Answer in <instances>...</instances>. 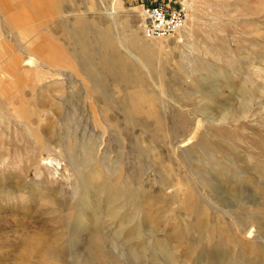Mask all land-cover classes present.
Wrapping results in <instances>:
<instances>
[{
    "label": "rangeland",
    "instance_id": "1",
    "mask_svg": "<svg viewBox=\"0 0 264 264\" xmlns=\"http://www.w3.org/2000/svg\"><path fill=\"white\" fill-rule=\"evenodd\" d=\"M262 1L0 0V264H264Z\"/></svg>",
    "mask_w": 264,
    "mask_h": 264
},
{
    "label": "built area",
    "instance_id": "2",
    "mask_svg": "<svg viewBox=\"0 0 264 264\" xmlns=\"http://www.w3.org/2000/svg\"><path fill=\"white\" fill-rule=\"evenodd\" d=\"M186 21L184 9H171L166 4H151L142 10V34L148 40L171 38Z\"/></svg>",
    "mask_w": 264,
    "mask_h": 264
},
{
    "label": "bare ground",
    "instance_id": "3",
    "mask_svg": "<svg viewBox=\"0 0 264 264\" xmlns=\"http://www.w3.org/2000/svg\"><path fill=\"white\" fill-rule=\"evenodd\" d=\"M261 1V0H260ZM262 2H264V1H262ZM253 5V4H252ZM264 4H262V6H263ZM253 7V6H252ZM261 7V6H260ZM189 8V7H188ZM247 8V7H246ZM264 10V9H263ZM263 10H261V11H263ZM260 11V10H259ZM187 17V16H186ZM184 26H185V24H184ZM184 26H183V28H184ZM182 28V29H183ZM181 29V30H182ZM179 34H181V31H179ZM227 115V114H226ZM226 115L224 114V115H222V118H220L221 120H226V119H228L227 117H226ZM109 214V213H108ZM79 219H78V216H76L75 218H74V221H75V223H73V225L72 226H70V228H71V231H70V233L68 234V237H69V239L70 240H75V242L77 241V243H79L80 241H82V239H80V237L85 233V231H86V226H85V223L83 224L84 226H83V228H81V223L78 221ZM86 220V219H85ZM87 221V220H86ZM88 229V228H87ZM79 231V232H78ZM32 238V240H28V246H29V248H30V246H31V248L28 250V253L29 254H31V253H33L34 251H35V247H34V244H35V242L36 241H39V239H40V237L39 236H32L31 237ZM85 240V239H84ZM38 243V242H37ZM36 243V244H37ZM93 245V244H92ZM91 247V246H90ZM94 248H90V251L91 250H93ZM43 253H47V251L46 250H43Z\"/></svg>",
    "mask_w": 264,
    "mask_h": 264
},
{
    "label": "clouds",
    "instance_id": "4",
    "mask_svg": "<svg viewBox=\"0 0 264 264\" xmlns=\"http://www.w3.org/2000/svg\"><path fill=\"white\" fill-rule=\"evenodd\" d=\"M37 264H55V261L47 258V256H42L40 260L37 261Z\"/></svg>",
    "mask_w": 264,
    "mask_h": 264
}]
</instances>
